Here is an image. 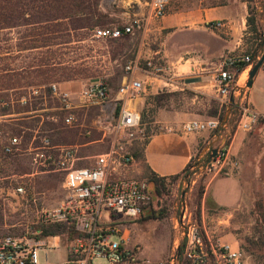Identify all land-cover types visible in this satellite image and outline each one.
Segmentation results:
<instances>
[{
    "label": "rangeland",
    "instance_id": "1",
    "mask_svg": "<svg viewBox=\"0 0 264 264\" xmlns=\"http://www.w3.org/2000/svg\"><path fill=\"white\" fill-rule=\"evenodd\" d=\"M148 1L99 0L98 10L102 13V17L98 25L128 23L131 20L129 13L133 9L141 8L144 14H147ZM248 4L250 14L255 16L256 25L264 30V0H249ZM62 20L60 29L56 32L59 36L51 42L52 44L16 51L14 58L13 56L5 57L2 60L21 65L47 56L51 61L55 60L59 63L47 68H38L29 75L25 73L21 81H32L34 86L45 88L50 83L65 81L64 79H77L81 81L80 87L89 81L103 80L110 87V97L105 103L91 104L78 99L80 88L69 91L75 104L73 111L76 120L72 124L64 121L66 110L61 107V102L53 93L49 99L44 97L36 103L37 108L31 107L34 102L29 105L28 112L41 113L38 120L35 119L36 117L25 120L11 118L21 113L0 114V236L8 233L23 236L31 234L37 227L60 224H41L39 221L40 210L43 207L59 204L66 195V189L63 187L62 171L36 170L31 155L27 151L28 146L37 140L34 139V134H49L53 143L75 146L79 157L76 163L90 165L94 162L97 153L119 144H125L134 153L140 150L152 133L163 130L164 125L177 127L183 122V120L163 121L159 112L164 110L195 109L197 113L204 116L211 113L223 116L225 112V108L216 110L213 97H207L193 87L186 85L181 88L175 86V83H163V76H167V70L173 65L170 64L169 56L164 54L161 42L163 37L157 35L152 29L156 26V22L152 24L144 37L135 29L136 31L134 30L128 36L102 38L93 35L94 28L78 27L75 20L73 23H68L67 18ZM251 26H248L250 30L248 41L255 46L257 40ZM26 28L29 27L20 25L13 29H4L0 32V38H3L2 44H11L12 48L19 49L17 45L21 42L20 36ZM8 36L15 37L7 39L8 43H6L4 38ZM169 45L173 49H180L183 46L171 40ZM140 47H144L145 57L139 58L141 60L152 58L154 65L143 69L142 78L145 88L138 96L126 100V105L133 106L132 102L142 96L139 110L142 114L141 121L145 136L128 140L125 134L114 126L116 108L121 103L119 102L121 95L117 93V90L124 79V64L133 59ZM159 48L160 51H154ZM263 48L264 44L259 49V56ZM177 64L183 71L190 68L189 61L184 59L179 60ZM158 66L163 69H154ZM69 87L75 89L78 85L75 83ZM23 88L15 92L11 88L0 87V94L5 96L7 93L6 97L9 99L15 98L18 97V92L20 96V91L25 90ZM64 88L66 87L61 89L65 90ZM193 98L199 101L193 102ZM237 101L243 104L246 99L238 97ZM14 108L11 110L16 111L17 106ZM22 108L24 109V107L20 109ZM238 111L237 107L231 117L230 128L235 125ZM199 114L194 116H202ZM13 134L18 135L21 140L20 150L13 154H4L1 151V145L9 135ZM132 167L141 170L138 177L147 179L144 173V162L138 156L131 163L130 168ZM187 172L185 175L181 172L165 176L164 185L158 193L149 183L150 199L145 208L135 218L126 220L129 245L137 253L140 259L139 264H157L171 253L174 240L179 236L174 224L180 212L182 200L198 219H201L203 215L210 230L244 250L243 264H264V181L252 180L250 185L248 180L243 182L244 200L235 206L222 207L213 201L211 195L204 193L213 174L199 173L186 176ZM18 183H23L26 188V193L23 195L15 192V186ZM150 209L154 210L153 215H149ZM61 225L62 230L57 233H61L59 238L53 235L48 236L44 245L37 248L39 263L61 262L71 257L69 246L74 233L70 226ZM57 239H60V244L53 246ZM100 262H103L102 258L94 260V263Z\"/></svg>",
    "mask_w": 264,
    "mask_h": 264
},
{
    "label": "built area",
    "instance_id": "2",
    "mask_svg": "<svg viewBox=\"0 0 264 264\" xmlns=\"http://www.w3.org/2000/svg\"><path fill=\"white\" fill-rule=\"evenodd\" d=\"M170 2L171 0H149L147 15L153 19L163 17ZM208 25L219 27L224 25V20H212ZM140 27L141 19L133 18L125 24L96 27L93 35L118 38ZM252 64L253 58L248 52L229 51L217 59L214 79L223 106L228 103L229 94L235 84L245 82ZM153 65L152 58L141 60L137 57L124 64V79L117 90L121 95V103L117 106L118 111L116 108L114 126L128 140L145 136L139 108L126 105V100H131L144 90L143 69ZM240 68L241 71H246L243 78L238 75ZM154 69L163 68L158 66ZM246 89L235 91L234 105L237 104L239 111L233 132L250 130L259 118V113L247 101L243 104L237 101L238 97L244 98ZM51 90L61 102V107L66 110L64 121L72 124L76 120L73 96L68 90L61 89L57 82L51 83ZM37 92V89L32 90V93ZM109 97L110 87L103 80L89 81L78 91V99L91 104L105 103ZM225 126L219 116L207 115L188 118L177 128L164 125V129L178 130L184 134L204 130L215 133ZM227 135L228 133L221 135L218 144L206 145L205 157L195 154L191 158L187 176L227 172L230 163L233 167L238 166V162L230 157ZM34 139L37 140L28 146L27 151L36 170L62 171L63 187L66 189V195L59 204L40 210L39 221L41 224L60 223L71 227L74 233L69 246L71 257L61 262L39 263L37 248L43 246L46 237L52 235L40 234L41 228L37 227L28 235L8 233L0 236V264H139L137 253L129 245L125 222L142 212L150 199V193L146 178L128 174L134 154L125 144H119L97 153L90 165L78 164L76 161L79 157L75 146L53 143L45 134H34ZM20 143L18 135H9L1 145V151L4 154H13L20 150ZM213 148L216 149L214 154ZM15 192L21 195L26 193L24 184L18 183ZM180 212L181 215L178 214L174 224L179 236L174 240L171 253L157 264L244 263V250L210 230L203 215L198 219L188 209L185 201L181 203ZM60 234L53 236L59 238ZM59 244L60 239H57L53 246ZM97 258H102L103 262L94 263Z\"/></svg>",
    "mask_w": 264,
    "mask_h": 264
},
{
    "label": "crops",
    "instance_id": "3",
    "mask_svg": "<svg viewBox=\"0 0 264 264\" xmlns=\"http://www.w3.org/2000/svg\"><path fill=\"white\" fill-rule=\"evenodd\" d=\"M248 3L249 0H171L167 13L157 21H152L155 19L150 18L148 13L144 14L141 8L133 9L129 15L131 19H141V27L136 30L141 32L143 37L151 29L152 24L157 23L152 29L163 37L161 42L164 54L169 56L170 64L173 65L167 70V76H163V83H175V86L181 88L186 85L193 87L207 97H213L216 110L219 111L223 105L216 90L215 62L225 52L249 53L256 46L248 41L250 35L247 21ZM212 20H224V25L210 27L208 23ZM129 34L131 33L123 36ZM170 40L183 46L180 49H173L169 45ZM143 48L140 47L133 58L145 57ZM160 50L159 48L154 51ZM182 59L189 61V70H180L177 63ZM241 70L242 68L238 70V75L243 78L246 71ZM75 83L78 87L71 89L69 86ZM58 84L60 88L66 87L64 89L71 92L80 88L81 81L69 79ZM244 98L259 113V118L250 130L233 132L234 126L230 128L229 125L233 116L231 111L226 126L215 133L204 130L184 134L178 130L168 129L152 133L140 150L135 151L138 158L158 175L181 173L195 154L201 158L205 157L207 155L205 146L211 143L218 144L220 136L228 133L230 157L238 162V166L233 167L230 163L226 172L228 174H213L204 193L211 195L213 201L222 207L240 204L244 200L243 182L248 180L250 185L252 180L264 181V61L253 76L251 85L247 87ZM192 101L199 100L193 98ZM141 104L142 96L132 102L137 108ZM196 114L199 113L195 109L173 108L159 112V116L166 122L184 121L195 117ZM133 154L135 159V153ZM140 173L139 168L129 166V175L138 177Z\"/></svg>",
    "mask_w": 264,
    "mask_h": 264
},
{
    "label": "trees",
    "instance_id": "4",
    "mask_svg": "<svg viewBox=\"0 0 264 264\" xmlns=\"http://www.w3.org/2000/svg\"><path fill=\"white\" fill-rule=\"evenodd\" d=\"M98 1L99 0H0V32L4 29H13L20 25L29 27L26 28L25 32L20 36L21 42L17 45L19 49L12 48L11 44L3 45V38H0V61H2V63L0 62V77L2 78L0 87L7 89L11 88L15 92L22 87L25 89L24 91H20V96L18 92V97L15 98L9 99L6 97L7 93L5 96L0 94V114L21 113L19 115H13L11 118L25 120L27 118L36 117L35 119L38 120L41 113L28 112L27 110L31 103L34 102L31 107L37 108L36 103H39L44 97L50 98V95H52L51 83L44 88L34 86L32 81L23 82L21 78L23 79L25 73L29 75V73L38 68H47V66L59 63V61H51L47 56H42L39 60H31L21 65L14 64V62H6L2 59L5 57L11 58L12 56V58H14L16 51L30 50L43 45L52 44L51 42H54L55 38L59 36L56 35V32L60 29L59 27L62 24L61 21H63L62 19L64 18L69 19L67 21L68 23H73L75 20L78 23V27L95 29L96 27L105 26L98 25V21L102 17V13L98 10ZM247 21L249 26L252 25L251 30L255 33V38L257 40V45L249 52L254 63L259 56V49L264 44V30L258 28L255 16L250 14V10ZM12 37L15 36H8L4 38V41L8 43L7 39H11ZM33 89H37L38 92L32 93ZM14 102L15 104H13ZM16 106L17 110L12 111L11 109ZM21 107H24V109H20ZM223 108H225V106H223L222 109ZM236 109L237 104L233 106L231 111L234 112ZM211 115H214V113H211ZM219 117L222 118V115H219ZM134 153L135 156H138L136 152ZM144 167V173L147 177L148 184L151 183L156 192H160V189L164 185L165 176L156 174L147 164H145ZM187 171L188 165L183 169L182 174L185 175ZM153 214L154 210L150 209L149 215ZM40 228V234L55 235L62 230V225L51 224L47 226L44 225Z\"/></svg>",
    "mask_w": 264,
    "mask_h": 264
},
{
    "label": "water",
    "instance_id": "5",
    "mask_svg": "<svg viewBox=\"0 0 264 264\" xmlns=\"http://www.w3.org/2000/svg\"><path fill=\"white\" fill-rule=\"evenodd\" d=\"M263 36H264V32H263ZM263 61H264V48L262 50V53L258 57V59L252 64L251 68L249 69L248 76H247L245 82L244 83L235 84L234 88L231 90V92L229 94V98H228V103L226 104V107H225L224 115L222 116V123L226 124L227 119H228V115H229V113L231 112V110H232V108L234 106V99H235V91H236V89H246L248 86L251 85L252 78L255 75L257 69L260 67V65L262 64ZM215 151H216V149L213 148V154L215 153ZM180 215H181V212L179 213V216ZM178 250H179V248H178Z\"/></svg>",
    "mask_w": 264,
    "mask_h": 264
}]
</instances>
